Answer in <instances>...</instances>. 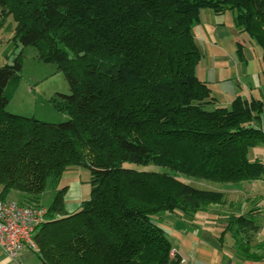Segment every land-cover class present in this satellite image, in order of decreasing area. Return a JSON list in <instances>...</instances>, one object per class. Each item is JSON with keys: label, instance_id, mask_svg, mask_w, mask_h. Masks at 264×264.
<instances>
[{"label": "trees", "instance_id": "trees-1", "mask_svg": "<svg viewBox=\"0 0 264 264\" xmlns=\"http://www.w3.org/2000/svg\"><path fill=\"white\" fill-rule=\"evenodd\" d=\"M206 8L232 11L264 60V0H0L19 43L38 48L70 87L54 99L63 122L11 113L6 89L21 55L0 66V199L16 191L20 203L43 206L47 186L65 172L90 176V196L76 212L65 209L67 186L45 207L34 235L44 264H179L155 217L179 210L192 220L227 203L223 191L180 176L264 180V160L251 157L264 151L256 124L264 101L238 95L219 105L197 75L194 26ZM259 209L225 217L222 233L231 232L242 258L262 257L252 252Z\"/></svg>", "mask_w": 264, "mask_h": 264}, {"label": "crops", "instance_id": "crops-1", "mask_svg": "<svg viewBox=\"0 0 264 264\" xmlns=\"http://www.w3.org/2000/svg\"><path fill=\"white\" fill-rule=\"evenodd\" d=\"M194 35L202 55L197 75L200 74L202 77L199 78L208 83L219 105L229 107L238 95L264 101L262 51L247 35L239 32L232 11L216 14L209 8L202 9L200 22L194 26ZM256 124L264 129V112L260 122ZM63 186H67L65 209L68 214L74 213L90 196V176L87 170L77 168L65 172L59 182L49 184L46 191L54 195ZM227 190H241L245 195L243 198L239 197L240 200L237 198V211L228 212V215L245 213L253 207L260 208L257 218L261 227L252 242L255 246L252 252L262 257L246 259L238 255L231 232L222 233L226 227L225 217L228 216L225 212L224 216H220V211L216 213L211 207L188 220L181 211L174 210L159 214L155 218L167 230L173 254L180 259L179 264H264V246H258L264 242V180L228 186ZM223 192L225 193L224 190ZM227 196L228 192L225 193V198ZM7 199L20 202L22 195L12 191ZM229 203L232 204V199ZM0 264L44 263L32 250L24 249L18 257H11L0 247Z\"/></svg>", "mask_w": 264, "mask_h": 264}, {"label": "rangeland", "instance_id": "rangeland-1", "mask_svg": "<svg viewBox=\"0 0 264 264\" xmlns=\"http://www.w3.org/2000/svg\"><path fill=\"white\" fill-rule=\"evenodd\" d=\"M15 26L16 22L11 15L3 18L0 13V66L13 64L18 55H21L22 61V70L17 72V75L10 80L6 89V95L9 99L7 111L23 116H34L49 123L65 121L68 119V115L57 109L54 103L56 93L70 92L69 83L64 73L58 70L55 63L41 59L39 49L35 46L21 45L15 37ZM202 62L204 63V61ZM199 76L202 77L200 74ZM260 149L262 148H255L251 157L264 159V154ZM149 168L157 169L153 165ZM180 179L189 181L191 185L200 189L224 190L225 193L228 192L229 196L226 197V201H228L225 206H212L216 213L220 211V216L222 214L224 216V212L227 215L229 214L228 212H236L237 198L245 196L241 193V190H236V192L227 190L228 186H240V184H223L195 177L186 178L184 176H180ZM53 196L49 191H46L42 196L41 204L44 207L50 206ZM231 199L232 204L229 203Z\"/></svg>", "mask_w": 264, "mask_h": 264}, {"label": "built area", "instance_id": "built-area-1", "mask_svg": "<svg viewBox=\"0 0 264 264\" xmlns=\"http://www.w3.org/2000/svg\"><path fill=\"white\" fill-rule=\"evenodd\" d=\"M46 208L41 205L0 199V247L11 257L24 249L38 252L34 235L45 220Z\"/></svg>", "mask_w": 264, "mask_h": 264}]
</instances>
